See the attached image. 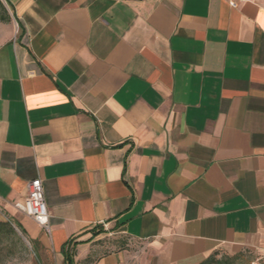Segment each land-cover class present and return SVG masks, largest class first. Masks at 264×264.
Returning <instances> with one entry per match:
<instances>
[{
  "label": "crops",
  "instance_id": "obj_1",
  "mask_svg": "<svg viewBox=\"0 0 264 264\" xmlns=\"http://www.w3.org/2000/svg\"><path fill=\"white\" fill-rule=\"evenodd\" d=\"M1 1L0 204L38 264L264 257V0Z\"/></svg>",
  "mask_w": 264,
  "mask_h": 264
},
{
  "label": "rangeland",
  "instance_id": "obj_2",
  "mask_svg": "<svg viewBox=\"0 0 264 264\" xmlns=\"http://www.w3.org/2000/svg\"><path fill=\"white\" fill-rule=\"evenodd\" d=\"M102 249L99 253L90 254L81 260V264H99L104 255L117 252L119 247L136 250L139 244L126 240L123 245L113 242L110 238L99 241ZM226 254H221L218 258ZM0 264H38L35 249L27 235L17 225L16 221L6 212L0 204ZM221 264H264V257L242 252L231 260Z\"/></svg>",
  "mask_w": 264,
  "mask_h": 264
},
{
  "label": "built area",
  "instance_id": "obj_3",
  "mask_svg": "<svg viewBox=\"0 0 264 264\" xmlns=\"http://www.w3.org/2000/svg\"><path fill=\"white\" fill-rule=\"evenodd\" d=\"M26 215L32 217L46 231H50V213L45 200V191L40 178L33 179L29 183L28 193L23 203H17Z\"/></svg>",
  "mask_w": 264,
  "mask_h": 264
},
{
  "label": "trees",
  "instance_id": "obj_4",
  "mask_svg": "<svg viewBox=\"0 0 264 264\" xmlns=\"http://www.w3.org/2000/svg\"><path fill=\"white\" fill-rule=\"evenodd\" d=\"M5 11V7L2 3V1L0 0V19H7L6 16H4L2 14V12ZM17 225L21 228V226L17 223ZM22 229V228H21ZM73 255H74V250L73 248L69 247L65 250V256L66 259L68 261V264H73ZM221 255L220 252L215 251L212 254H210L206 259H204L201 263L199 264H221L226 260H231L234 258V256H238L237 255H223L222 257L218 258Z\"/></svg>",
  "mask_w": 264,
  "mask_h": 264
}]
</instances>
